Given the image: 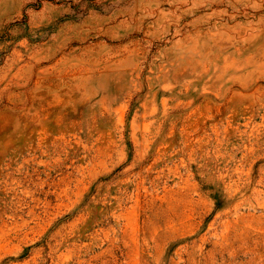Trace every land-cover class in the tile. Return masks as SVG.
<instances>
[{
  "label": "rangeland",
  "instance_id": "374dc122",
  "mask_svg": "<svg viewBox=\"0 0 264 264\" xmlns=\"http://www.w3.org/2000/svg\"><path fill=\"white\" fill-rule=\"evenodd\" d=\"M0 264H264V0H0Z\"/></svg>",
  "mask_w": 264,
  "mask_h": 264
}]
</instances>
